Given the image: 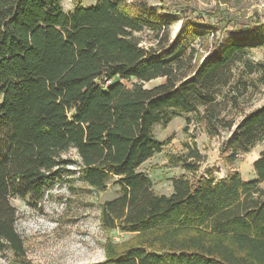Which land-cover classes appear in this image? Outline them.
I'll return each mask as SVG.
<instances>
[{
    "label": "trees",
    "instance_id": "trees-1",
    "mask_svg": "<svg viewBox=\"0 0 264 264\" xmlns=\"http://www.w3.org/2000/svg\"><path fill=\"white\" fill-rule=\"evenodd\" d=\"M179 11L133 0L70 11L61 0H0V252L23 255L10 199L41 197L76 164L86 185H118L100 205V226L131 234L107 239L95 264H264V151L252 179L237 170L181 175L170 194L138 170L161 151L153 126L181 113L185 131L199 122L209 136L232 129L222 146L229 162L264 139V102L246 110L264 85V63L246 58L264 30L247 23L219 39L217 24ZM156 78L164 81L144 87ZM184 145L169 163L196 173L202 156Z\"/></svg>",
    "mask_w": 264,
    "mask_h": 264
},
{
    "label": "rangeland",
    "instance_id": "rangeland-1",
    "mask_svg": "<svg viewBox=\"0 0 264 264\" xmlns=\"http://www.w3.org/2000/svg\"><path fill=\"white\" fill-rule=\"evenodd\" d=\"M95 1L61 0V7L64 11H70L77 3L91 6ZM133 1H142L152 6L162 4L169 10H181V16H200L205 23L217 24L216 36L219 39L229 34L233 28L247 23L256 24L260 30H264V0ZM179 25L180 20H177L171 26L172 35L177 32ZM205 53L204 51L202 54ZM246 58L252 62L264 63V45L252 47L250 56ZM134 81L135 79L122 80V83L131 86ZM163 81V78H156L144 83V87L150 88ZM252 97L246 110L264 102V85L260 86ZM239 102L246 104V97H241ZM187 116L181 113L168 123L155 124L152 128L154 138L162 143L161 151L153 154L138 170L150 178L156 193L170 194L172 179L181 175L195 179L212 175L221 179L237 170L245 180L255 177L252 163L260 152L264 151V139L240 154L234 162H229L225 157L228 151H222V146L229 141L232 129H221L218 135L209 136L199 122L189 124L188 130L185 131ZM185 143L194 145L202 156L196 173L169 163V155L186 152ZM70 154L77 158L74 150H71ZM67 170L69 171H63L62 177L55 180L41 197L10 199L17 212L15 228L23 242V255L17 257L6 249L0 252V264L100 263L105 259L103 245L107 239L120 242L131 236L118 230L107 232L100 226V205L104 200L118 195V185L110 180L106 189L97 190L79 179L76 164L68 166Z\"/></svg>",
    "mask_w": 264,
    "mask_h": 264
}]
</instances>
